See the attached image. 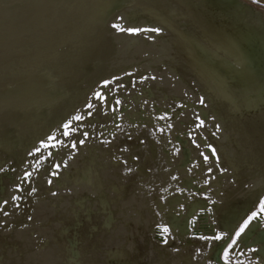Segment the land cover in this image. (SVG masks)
I'll return each instance as SVG.
<instances>
[{
  "label": "water",
  "instance_id": "95a60500",
  "mask_svg": "<svg viewBox=\"0 0 264 264\" xmlns=\"http://www.w3.org/2000/svg\"><path fill=\"white\" fill-rule=\"evenodd\" d=\"M261 202L263 10L0 0V264H264Z\"/></svg>",
  "mask_w": 264,
  "mask_h": 264
},
{
  "label": "snow or ice",
  "instance_id": "6c2138e0",
  "mask_svg": "<svg viewBox=\"0 0 264 264\" xmlns=\"http://www.w3.org/2000/svg\"><path fill=\"white\" fill-rule=\"evenodd\" d=\"M113 27H119V25H113ZM120 30H121V31H128V32H136V33L140 32V31H154V32H156V33L159 34V32H160L159 29H123V28H120ZM97 99H103V97H102V95H101L100 93H97ZM117 103H119V101H117ZM200 103H201V104L204 103L203 98H201ZM92 107H93V105H91V104L88 105V108H89V109H91ZM74 120H75L76 122H82L83 117H82L81 115H77V116L74 117ZM203 123H204V122L201 120V121H200V125H203ZM63 127H64V129H65L63 135H64V136H69L70 133H69L68 130H69V128L71 127V124H70V123H65ZM217 130H219V126H218V125H217ZM84 135L87 136V133H84ZM50 139H52V140H56L55 137H50ZM56 143H60V144H62V141L56 140ZM80 143L83 144L84 141L81 140ZM44 147H45V148H48V147H54V145H48V144H45ZM72 147H73V148L76 147L75 143L72 145ZM37 151H39V149H38ZM214 153H215V150L213 149V154H214ZM49 155H50V153H49ZM205 159H207V157H205ZM55 167H56L57 170H59L60 165L57 164ZM53 174L55 175V174H57V173H53ZM31 175H32L31 172H27V173L25 174L24 180H28V179L31 177ZM15 199H20V197L17 196V197H15ZM260 208H261V213H260V214H253V216L249 218V220L245 223L244 227L241 228V229H240V232L237 233V236H238V237H239V235H240L241 233L244 232L245 228L248 227V224L251 223L254 219H256L257 215H261V217L264 218V202H261V204H260ZM163 231H164V232H167L168 229H167V228H164Z\"/></svg>",
  "mask_w": 264,
  "mask_h": 264
},
{
  "label": "rangeland",
  "instance_id": "374dc122",
  "mask_svg": "<svg viewBox=\"0 0 264 264\" xmlns=\"http://www.w3.org/2000/svg\"><path fill=\"white\" fill-rule=\"evenodd\" d=\"M264 11L263 0H241Z\"/></svg>",
  "mask_w": 264,
  "mask_h": 264
},
{
  "label": "bare ground",
  "instance_id": "6f19581e",
  "mask_svg": "<svg viewBox=\"0 0 264 264\" xmlns=\"http://www.w3.org/2000/svg\"><path fill=\"white\" fill-rule=\"evenodd\" d=\"M264 1V0H263Z\"/></svg>",
  "mask_w": 264,
  "mask_h": 264
}]
</instances>
